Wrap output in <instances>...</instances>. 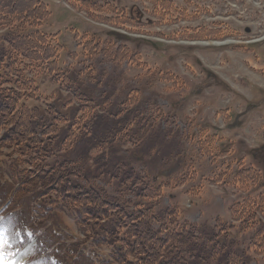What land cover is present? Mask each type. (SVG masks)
<instances>
[{"label": "rangeland", "instance_id": "1", "mask_svg": "<svg viewBox=\"0 0 264 264\" xmlns=\"http://www.w3.org/2000/svg\"><path fill=\"white\" fill-rule=\"evenodd\" d=\"M42 1L49 14L37 28L58 45V65L93 97L133 99L150 118L134 165L170 184L159 207H175L181 223L214 227L230 220L235 203H264V0ZM36 83L41 99L69 96L46 78ZM170 166L168 177L160 176ZM36 207L31 214L41 223ZM70 215L57 209L49 219L56 239L82 243L95 264H118L117 242L90 241ZM9 216L0 220L13 242L9 258L53 264L35 253L33 241L19 250ZM252 232L232 233L237 250H246ZM247 254L249 264H264L263 254Z\"/></svg>", "mask_w": 264, "mask_h": 264}, {"label": "trees", "instance_id": "2", "mask_svg": "<svg viewBox=\"0 0 264 264\" xmlns=\"http://www.w3.org/2000/svg\"><path fill=\"white\" fill-rule=\"evenodd\" d=\"M48 14L42 0H0V157L7 152L10 170L8 178L0 173V208L7 203L0 213L26 239L20 249L35 239L33 250L47 261L95 264L82 243L56 239L49 219L58 209L90 241L117 242L118 264H249L247 252L264 255L263 201L233 204L230 220L214 227L181 223L175 207H159L170 184L134 165L150 118L133 99L93 97L58 65V45L37 28ZM37 78L69 96L41 99ZM167 168L160 176L168 177ZM35 203L41 223L31 214ZM249 231L248 247L237 250L232 233Z\"/></svg>", "mask_w": 264, "mask_h": 264}, {"label": "snow or ice", "instance_id": "3", "mask_svg": "<svg viewBox=\"0 0 264 264\" xmlns=\"http://www.w3.org/2000/svg\"><path fill=\"white\" fill-rule=\"evenodd\" d=\"M3 220V217H0ZM13 248V242L7 227H0V264H17L10 256L15 255L14 252L6 251V249Z\"/></svg>", "mask_w": 264, "mask_h": 264}]
</instances>
